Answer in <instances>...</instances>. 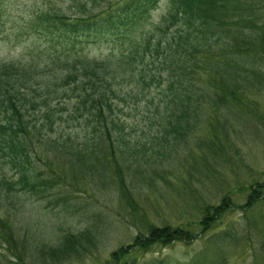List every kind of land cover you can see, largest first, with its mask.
Here are the masks:
<instances>
[{"label": "trees", "instance_id": "16d2710c", "mask_svg": "<svg viewBox=\"0 0 264 264\" xmlns=\"http://www.w3.org/2000/svg\"><path fill=\"white\" fill-rule=\"evenodd\" d=\"M72 3L74 14L50 9L26 20L25 34L47 44L45 55L0 63V164L11 173L0 177V247L6 245L16 262L27 255L34 262L36 254L48 264L65 262L101 244L102 216L73 197L76 192L89 195L109 187L133 208L144 185L171 171L166 158V163L178 159L192 177L202 172L199 167L215 169L224 143L236 151L228 129L239 139L241 120L264 127L262 0ZM161 3L157 22L138 32ZM89 45L109 49L101 58L75 56ZM41 63L46 72L39 73ZM39 113L40 119L33 117ZM201 129L205 140L203 134L197 138ZM190 137L203 154L177 156L181 146L188 149L183 145ZM248 190L243 212L264 200V181ZM19 195L49 202L52 197L69 217L81 210L88 221L61 235L56 245L32 240L4 216ZM226 202L201 208V236L231 209ZM196 237L189 225L150 224L145 235L113 251L105 264H128L136 246L148 251ZM216 237L233 238L230 232ZM171 263L181 264L167 259L144 264Z\"/></svg>", "mask_w": 264, "mask_h": 264}, {"label": "rangeland", "instance_id": "374dc122", "mask_svg": "<svg viewBox=\"0 0 264 264\" xmlns=\"http://www.w3.org/2000/svg\"><path fill=\"white\" fill-rule=\"evenodd\" d=\"M50 9L61 10L66 14H74L76 11L72 0H2L0 63L45 55L47 44L27 37L25 22L31 13ZM163 9L161 3L160 9L154 11L151 19L137 28L138 32L149 30L157 22ZM55 49L59 52L60 44H55ZM108 49L105 45L84 46L80 50L76 49L75 56L101 58ZM44 64H40L39 73L47 71L46 63ZM259 101L264 115V96ZM40 116L41 113L33 115L38 119ZM238 124L242 131L239 139L232 129L227 131L228 139L236 147V151H232L224 143V157L218 159L219 163L214 170L211 167H199L202 172L191 177L185 172L182 166L184 164L178 165V159L166 163L165 155V165L168 168L170 166L171 171H166L164 180L159 177L153 185H144L142 192L135 195V203L132 201L133 208L128 205L129 201L113 194L109 187H105L106 190L96 189L89 195L81 190L76 192L73 197L86 203L91 210H98L102 216L104 231L101 244L89 254L51 264H105L113 251L132 244L135 238L145 235L150 224L161 226L164 223L171 226L189 225L197 237L191 241L153 247L148 251H143L138 246L133 247L128 264H144L152 259H167L181 264H264V200L251 209H246V212L242 208L250 195L249 186L264 181V127L256 129L250 122L244 123L242 120ZM205 131L199 130L197 138L203 134L202 138L205 140ZM188 141V146L183 145L188 149L181 146L176 150L177 156L184 157L188 151H195L196 155L203 154L204 149L199 148L193 138L190 137ZM40 157L44 158V155ZM157 157L153 155L152 159ZM8 171L0 164V177L10 176ZM12 198L15 201L14 210L10 209V214L4 213V216L7 215L11 222L12 219L17 221L19 231L26 236L32 235V240H45L49 245H56L61 235L80 230L88 221L89 214H84L81 210L74 218L69 217L62 210V205H56L52 197V202L48 201L49 197L48 200L40 201L38 197L30 195ZM223 198H227L226 204H230L231 209L201 236V227L197 223L201 208L206 204H219ZM25 223L28 224L27 227H24ZM221 232H230L233 238L227 241L216 237ZM213 235L214 239L211 238ZM27 257L28 255L16 262L6 251V245L0 247V264H48L37 254L34 262L28 261Z\"/></svg>", "mask_w": 264, "mask_h": 264}]
</instances>
